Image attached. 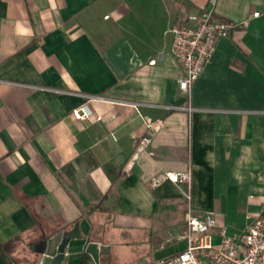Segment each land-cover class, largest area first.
Listing matches in <instances>:
<instances>
[{
  "label": "crops",
  "instance_id": "1",
  "mask_svg": "<svg viewBox=\"0 0 264 264\" xmlns=\"http://www.w3.org/2000/svg\"><path fill=\"white\" fill-rule=\"evenodd\" d=\"M207 1L0 0V242L19 239L12 264H36L41 240L74 222L81 236L61 264H78L87 241L104 246L98 261L108 264L107 223L151 229L174 254L185 188L150 186L164 170L189 169L190 208L213 214V242L220 227L241 233L259 214L264 0H214V18L236 26L194 80L188 113L167 28ZM81 104L87 118L76 120ZM141 115L160 128L147 130ZM144 133L150 144L133 158Z\"/></svg>",
  "mask_w": 264,
  "mask_h": 264
},
{
  "label": "built area",
  "instance_id": "2",
  "mask_svg": "<svg viewBox=\"0 0 264 264\" xmlns=\"http://www.w3.org/2000/svg\"><path fill=\"white\" fill-rule=\"evenodd\" d=\"M213 2L208 0L207 6L199 8L183 21H174L168 28L170 35L169 52L180 66L181 75L177 79V87L184 94L186 112L191 111L189 102L190 91L194 80L201 74L208 63L216 41L225 37L236 26L235 23L216 19L213 16ZM252 12V16L257 15ZM104 18L107 15L103 16ZM246 20L241 22L245 25ZM78 96L88 97L82 93ZM70 115L76 120L87 118L83 105L71 109ZM147 130L155 131L160 128L159 121L140 116ZM109 136L114 139L113 135ZM151 136L144 133L135 138L134 158L143 152L150 144ZM162 181L172 184H182L184 192L182 203L184 207V232L180 236L183 247L174 254L150 258L147 264H264V201L259 214L254 216L246 228L237 234H227L223 227L218 229L219 239L212 241V228L215 219L211 212L194 213L190 208V171L164 170L150 177L148 184L157 186Z\"/></svg>",
  "mask_w": 264,
  "mask_h": 264
},
{
  "label": "rangeland",
  "instance_id": "3",
  "mask_svg": "<svg viewBox=\"0 0 264 264\" xmlns=\"http://www.w3.org/2000/svg\"><path fill=\"white\" fill-rule=\"evenodd\" d=\"M103 227L104 241L107 240V242L111 243V246H108L109 251L106 256L108 264H137L139 261L152 257L168 255L176 247L175 244L170 243L156 246L157 243L153 239L154 231L151 229L135 227L112 228L108 223L103 224ZM158 232L160 233L161 230L156 231L155 234ZM18 240L17 238L12 243L11 251Z\"/></svg>",
  "mask_w": 264,
  "mask_h": 264
},
{
  "label": "water",
  "instance_id": "4",
  "mask_svg": "<svg viewBox=\"0 0 264 264\" xmlns=\"http://www.w3.org/2000/svg\"><path fill=\"white\" fill-rule=\"evenodd\" d=\"M81 236L78 222H74L68 230H60L45 236L35 253L39 254L36 264H61L64 259V248L69 240ZM104 246H97L93 241L85 242L83 252L86 253L94 264H99L98 256L104 252Z\"/></svg>",
  "mask_w": 264,
  "mask_h": 264
},
{
  "label": "trees",
  "instance_id": "5",
  "mask_svg": "<svg viewBox=\"0 0 264 264\" xmlns=\"http://www.w3.org/2000/svg\"><path fill=\"white\" fill-rule=\"evenodd\" d=\"M101 209V204L98 203L94 206H92L90 209ZM17 238H12L10 240H7L5 242H0V255L6 260L8 264H12V259L9 257V253L11 251V245ZM89 261V257L86 253L82 252L80 255V259L78 261V264H87Z\"/></svg>",
  "mask_w": 264,
  "mask_h": 264
}]
</instances>
